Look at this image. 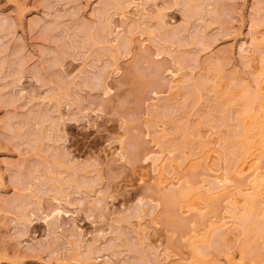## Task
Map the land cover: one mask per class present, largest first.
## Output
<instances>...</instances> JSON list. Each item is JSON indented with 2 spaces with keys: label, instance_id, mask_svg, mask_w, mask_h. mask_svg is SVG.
Returning a JSON list of instances; mask_svg holds the SVG:
<instances>
[{
  "label": "rangeland",
  "instance_id": "374dc122",
  "mask_svg": "<svg viewBox=\"0 0 264 264\" xmlns=\"http://www.w3.org/2000/svg\"><path fill=\"white\" fill-rule=\"evenodd\" d=\"M0 264H264V0H0Z\"/></svg>",
  "mask_w": 264,
  "mask_h": 264
},
{
  "label": "bare ground",
  "instance_id": "6f19581e",
  "mask_svg": "<svg viewBox=\"0 0 264 264\" xmlns=\"http://www.w3.org/2000/svg\"><path fill=\"white\" fill-rule=\"evenodd\" d=\"M256 101V100H255Z\"/></svg>",
  "mask_w": 264,
  "mask_h": 264
}]
</instances>
